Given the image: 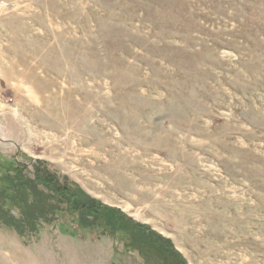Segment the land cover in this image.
<instances>
[{
  "label": "rangeland",
  "instance_id": "obj_1",
  "mask_svg": "<svg viewBox=\"0 0 264 264\" xmlns=\"http://www.w3.org/2000/svg\"><path fill=\"white\" fill-rule=\"evenodd\" d=\"M0 264H264V0H0Z\"/></svg>",
  "mask_w": 264,
  "mask_h": 264
},
{
  "label": "trees",
  "instance_id": "obj_2",
  "mask_svg": "<svg viewBox=\"0 0 264 264\" xmlns=\"http://www.w3.org/2000/svg\"><path fill=\"white\" fill-rule=\"evenodd\" d=\"M16 172H18V170ZM6 177L7 178L5 180L8 182V183L6 182V185H9V184H12V182H15L14 177H8V176ZM37 182H39V177L35 181H33L31 185L34 186L37 184ZM42 182H39V183L41 184ZM44 182L47 184V186H49V188L52 190L53 193H56L58 191L57 193H60V196L65 197V200L68 201V206L75 208L72 212L76 213V212H79V209H82V212L80 213L82 218L87 217V216H93V217H100V219L104 221H108V220L112 221L113 219V221H115L116 224L117 223L120 224V226L122 227V230H124L125 232L134 231L136 227H140L139 225L134 224L132 219H127L126 216H124V214L120 212L119 213L117 212L119 214V217L116 218L117 214H114L112 209L108 207H104L102 205L97 206L95 202H92V201L89 204L86 199L78 198L77 193L73 192L71 189L67 187H65L66 189H64V187L60 186L58 181H56L52 176L48 175L45 178ZM144 228L145 227H143V229ZM154 235L155 234L153 233V236ZM141 237H142L141 241L143 244H148L147 242L152 239V235H148V234H144V235L142 234ZM161 244H162V247H164V249L167 248L168 246L166 241L164 242L162 241ZM163 252H164L163 253L164 261L168 262L169 252L167 250H164Z\"/></svg>",
  "mask_w": 264,
  "mask_h": 264
}]
</instances>
